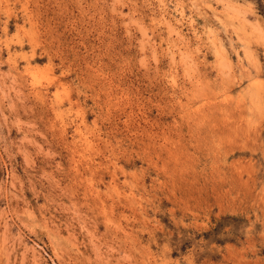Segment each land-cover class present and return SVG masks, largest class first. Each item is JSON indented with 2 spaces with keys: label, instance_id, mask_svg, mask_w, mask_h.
Returning <instances> with one entry per match:
<instances>
[{
  "label": "rangeland",
  "instance_id": "obj_1",
  "mask_svg": "<svg viewBox=\"0 0 264 264\" xmlns=\"http://www.w3.org/2000/svg\"><path fill=\"white\" fill-rule=\"evenodd\" d=\"M0 264H264V0H0Z\"/></svg>",
  "mask_w": 264,
  "mask_h": 264
}]
</instances>
